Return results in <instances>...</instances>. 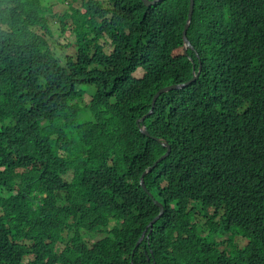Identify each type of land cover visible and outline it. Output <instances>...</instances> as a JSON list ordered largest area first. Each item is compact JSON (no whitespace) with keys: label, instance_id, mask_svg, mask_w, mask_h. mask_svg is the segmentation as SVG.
<instances>
[{"label":"trees","instance_id":"16d2710c","mask_svg":"<svg viewBox=\"0 0 264 264\" xmlns=\"http://www.w3.org/2000/svg\"><path fill=\"white\" fill-rule=\"evenodd\" d=\"M59 1L63 59L0 0V264H264V0H194L185 52L190 0Z\"/></svg>","mask_w":264,"mask_h":264},{"label":"rangeland","instance_id":"374dc122","mask_svg":"<svg viewBox=\"0 0 264 264\" xmlns=\"http://www.w3.org/2000/svg\"><path fill=\"white\" fill-rule=\"evenodd\" d=\"M52 1L54 3L52 4V6L50 7L48 11L50 13L49 25L51 27L52 35L48 36V40H49V43L52 45L53 49L55 50L56 54L59 56L61 55L63 59L67 54H71L74 51L75 46L70 45L71 40L74 39V37L68 34L69 31L65 32L64 34L61 33V26L58 24V20L56 17L57 13H61L66 8L65 5L59 0H52ZM75 6H77V4ZM69 22L67 23L69 24ZM63 43L69 44V45L65 46ZM60 44H62V46ZM105 48L106 49L108 48L107 44ZM226 238L227 237L223 236L222 239H226ZM233 241L241 245L246 244V241L238 239L237 237H233ZM52 245L56 251H59L62 248V245L58 242L57 243L55 242ZM23 260H25V258H23Z\"/></svg>","mask_w":264,"mask_h":264},{"label":"water","instance_id":"95a60500","mask_svg":"<svg viewBox=\"0 0 264 264\" xmlns=\"http://www.w3.org/2000/svg\"><path fill=\"white\" fill-rule=\"evenodd\" d=\"M146 5H150V4H153V3H155L156 1H158V0H142ZM194 0H190V2H189V8H188V14H187V21H186V24H185V26H184V29H183V31H182V38H183V41H184V52H185V50L188 48V47H190V42L188 41V39H187V36H186V29H187V27H188V25H189V22H190V20H191V17H192V12H193V8H194ZM197 77V73L192 77V79L190 80V81H188L187 83H185V84H172V85H169V86H166V87H162V88H160L156 93H155V95H154V97H153V99H152V106L154 105V103H155V100H156V98L159 96V94L160 93H163V92H166V91H169V90H172V89H176V88H180V87H182L183 85H187L188 83H190L191 81H193V80H195V78ZM150 112H152V109L149 111V113ZM140 120H143V118H141ZM142 132L144 133V134H146L147 135V132H146V130H145V128H143L142 129ZM163 144V146H165L166 147V152L163 154V155H161L156 161H155V163L154 164H156L158 161H160V160H162V159H164L166 156H167V154L169 153V151H170V146H169V144L167 143V142H163L162 143ZM145 172H143V174H144ZM143 174H142V176H143ZM142 176L140 177L141 178V185H143V183H142ZM157 205H159V207H160V211H159V213L148 223V225H147V227H152V225H153V223L156 221V219L160 216V214L162 213V211H163V207L159 204V203H157ZM144 233H145V231L142 233V235H141V237H140V240L143 238V236H144ZM153 264H155L154 262H153Z\"/></svg>","mask_w":264,"mask_h":264}]
</instances>
